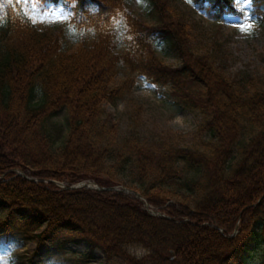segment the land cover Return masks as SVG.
I'll use <instances>...</instances> for the list:
<instances>
[{"label": "trees", "instance_id": "1", "mask_svg": "<svg viewBox=\"0 0 264 264\" xmlns=\"http://www.w3.org/2000/svg\"><path fill=\"white\" fill-rule=\"evenodd\" d=\"M36 1L70 11L78 37L69 44L62 27L39 28L7 4L0 24V237L19 245L64 234L118 264H248L256 246L264 264V87L226 75L223 59L196 52L168 0H148L152 24L127 0ZM191 1L214 23L241 15L233 0ZM250 6V15L264 19V0ZM155 39L169 43L179 67L165 63ZM117 73L124 78L112 85ZM133 75L168 85L183 106L201 112L198 129L208 139L194 148L135 135L119 142L118 122L102 116L103 104L116 103ZM62 111L67 132L59 141L49 123ZM244 124L248 139L231 162ZM180 163L193 174L179 178ZM115 165L134 171L139 188L126 186L160 215L122 191L53 182L121 184ZM171 183L178 188H166ZM131 246L147 254L138 259Z\"/></svg>", "mask_w": 264, "mask_h": 264}, {"label": "rangeland", "instance_id": "2", "mask_svg": "<svg viewBox=\"0 0 264 264\" xmlns=\"http://www.w3.org/2000/svg\"><path fill=\"white\" fill-rule=\"evenodd\" d=\"M168 1L175 12L188 24L191 31V42L196 52H208L217 60L223 59L222 64L226 75L237 77L245 82L250 77L253 83L264 87V19L250 15L251 0H233L234 7L241 15H227L221 23L209 20L204 12L199 11L192 4L191 0ZM127 2L145 22L148 24L154 22L148 0H127ZM7 4L39 28L62 27L65 29L64 33L68 43L78 37L69 23L72 15L70 11L53 8L49 4L42 6L36 0H0V24L4 22ZM154 46L166 64L173 67L180 66L181 61L169 43L155 39ZM123 78V74H115L112 85H118ZM127 90L116 103L105 102L103 104L102 116L112 115L114 121L118 122L119 142L130 135H135L141 142L148 144L164 142L175 147L194 148L199 147L202 140L208 139L207 132L198 129L204 115L183 106L177 96L170 92L171 88L168 85L155 84L144 76L133 75V84ZM37 93H40L38 88ZM49 126L57 140L60 141L67 132V112L62 111L53 117ZM248 128L249 126L244 124L240 137L233 147L231 162L238 157L239 149L247 141ZM106 163L107 165L116 164L114 158L108 159ZM112 170L117 172L113 178L121 181L116 189L127 187L126 185L139 188L140 184L135 180V173L129 166L120 168L115 165ZM15 171L26 179L40 180L37 176L30 174L29 176L20 169H15ZM179 171V178H186L193 174L181 163ZM102 175L103 179L110 177L106 174ZM82 181H91L98 185L91 178L79 180L73 184H79ZM53 182L60 188H63L61 183L64 186L66 184L58 180H53ZM175 185L171 183L166 188H178ZM142 197L144 199L139 198V200L144 210L146 209L143 201L147 202L148 208L152 211L158 210L157 207L150 205L146 197ZM0 216L3 217L4 212L0 211ZM236 232L235 229L230 236L232 237ZM5 240L6 238L0 237V256L11 252L14 264H118L119 262L115 257L105 258L99 249L89 253V248L85 243H74L64 234H59L56 239L46 243L28 238L17 245L12 240L9 242ZM141 250L138 246L129 247V251L135 255ZM261 254L260 247H253L248 264H260Z\"/></svg>", "mask_w": 264, "mask_h": 264}, {"label": "water", "instance_id": "3", "mask_svg": "<svg viewBox=\"0 0 264 264\" xmlns=\"http://www.w3.org/2000/svg\"><path fill=\"white\" fill-rule=\"evenodd\" d=\"M59 184V183H58ZM61 185L64 188H68V189H76V188H91V189H95V190H101V191H107V190H117V191H124L130 194H133L134 196H136L137 198L142 199V197L140 196V194L136 191L130 190L128 188H122L121 190L116 189V187L111 186V187H102V186H98L95 183L91 182V181H83L79 184H72L69 186H64L62 183ZM143 206L144 208L147 210V212H149L152 215H160L159 212L157 211H152L150 208H148V204L147 202L143 201Z\"/></svg>", "mask_w": 264, "mask_h": 264}, {"label": "snow or ice", "instance_id": "4", "mask_svg": "<svg viewBox=\"0 0 264 264\" xmlns=\"http://www.w3.org/2000/svg\"><path fill=\"white\" fill-rule=\"evenodd\" d=\"M0 264H14L11 258V252L7 253L4 256H0Z\"/></svg>", "mask_w": 264, "mask_h": 264}, {"label": "clouds", "instance_id": "5", "mask_svg": "<svg viewBox=\"0 0 264 264\" xmlns=\"http://www.w3.org/2000/svg\"><path fill=\"white\" fill-rule=\"evenodd\" d=\"M147 254V250H141L139 254H137V258H141L143 255Z\"/></svg>", "mask_w": 264, "mask_h": 264}]
</instances>
